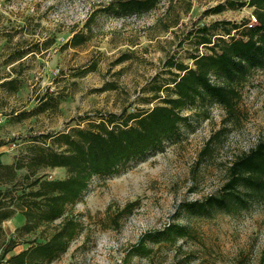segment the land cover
<instances>
[{"label":"rangeland","instance_id":"374dc122","mask_svg":"<svg viewBox=\"0 0 264 264\" xmlns=\"http://www.w3.org/2000/svg\"><path fill=\"white\" fill-rule=\"evenodd\" d=\"M111 1L0 0V84L16 76L21 80L17 92L0 86V142L6 143L13 159L27 151L29 136L67 130L81 116L143 106L141 98L149 96L143 89L167 70V59L186 60L195 51L187 38L197 26L217 20L256 21L248 5L207 13L231 0H162L155 10L141 16H102L90 41L77 48L62 47L74 31L84 30L95 9ZM52 36L56 42L51 48L34 49L24 59L20 74L12 72L14 64L7 61L15 50L31 48ZM124 54L132 58L120 61ZM93 64L95 70L88 71ZM240 96L237 121L221 106H214L210 117L197 123L182 142L166 144L117 176L95 177L73 209L85 224L84 232L51 264H124L126 253L144 233L172 222L190 224L195 237L164 246L152 261L134 258L133 264H175L182 259L188 264H264V203L237 215L214 212L182 218L179 211L184 202L216 194L232 161L264 140V70L240 86ZM50 97L57 106L22 118L21 114ZM223 127L228 131L216 149L201 159L206 142ZM19 172L23 176L27 170ZM46 173L52 178L66 175L64 169ZM134 201L138 205L116 226L113 218ZM61 221L21 240L50 237ZM19 222H24L22 215L7 224L9 237Z\"/></svg>","mask_w":264,"mask_h":264},{"label":"trees","instance_id":"16d2710c","mask_svg":"<svg viewBox=\"0 0 264 264\" xmlns=\"http://www.w3.org/2000/svg\"><path fill=\"white\" fill-rule=\"evenodd\" d=\"M161 1L113 0L95 9L84 30L74 31L62 47L77 48L90 41L102 16H141L155 10ZM247 5L254 9L255 22L217 20L194 28L187 41L195 51L186 60L176 56L167 59V70L143 89L149 95L141 98L143 106L124 107L120 113L81 116L67 130L29 136L30 145L24 154L15 157L12 164H0V264H51L61 259L85 230L84 222L73 214V209L95 177L117 176L147 155L162 151L166 144L182 142L197 123L210 117L214 106H221L237 121L240 86L255 72L264 70V0H231L207 12L220 13ZM55 42L52 36L31 48L15 50L7 61L14 64L12 72L19 75L29 54L47 50ZM131 58L124 54L120 61ZM95 67L93 64L88 71ZM0 86L17 92L21 80L18 76L6 78ZM50 99L21 114L22 118L58 105L54 97ZM226 131L228 128L223 127L212 134L201 159L212 154ZM23 169L27 172L20 176ZM49 169H64L66 175L52 178L46 173ZM261 203H264V140L232 161L226 181L216 194L201 201L184 202L179 211L182 218L210 216L214 212L237 215ZM137 205V201L128 203L113 218V223L119 226L120 219L132 213ZM17 214L24 217V222L7 238L3 223ZM60 219L50 237L21 240ZM194 231L190 224L172 222L164 229L146 232L126 253L124 264H133L134 258L152 261L164 246L195 237ZM20 246L23 248L15 252ZM175 264L188 263L182 259Z\"/></svg>","mask_w":264,"mask_h":264},{"label":"crops","instance_id":"0c3cea01","mask_svg":"<svg viewBox=\"0 0 264 264\" xmlns=\"http://www.w3.org/2000/svg\"><path fill=\"white\" fill-rule=\"evenodd\" d=\"M12 163H13V158H12L11 154H9L8 146L4 145V142H0V164H12ZM19 215H21V214H17L14 218L7 220L3 223V227L5 228L7 238H9L8 230H7V224L14 221L17 218V216H19ZM23 221H24V217H23Z\"/></svg>","mask_w":264,"mask_h":264},{"label":"built area","instance_id":"2783aa9c","mask_svg":"<svg viewBox=\"0 0 264 264\" xmlns=\"http://www.w3.org/2000/svg\"><path fill=\"white\" fill-rule=\"evenodd\" d=\"M254 19H255V17H254ZM255 20H256V19H255ZM15 146H16V145L14 144L13 147H15Z\"/></svg>","mask_w":264,"mask_h":264}]
</instances>
